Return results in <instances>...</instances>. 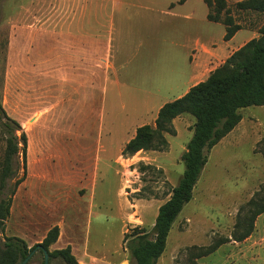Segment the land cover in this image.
<instances>
[{
  "label": "rangeland",
  "instance_id": "obj_1",
  "mask_svg": "<svg viewBox=\"0 0 264 264\" xmlns=\"http://www.w3.org/2000/svg\"><path fill=\"white\" fill-rule=\"evenodd\" d=\"M226 1L241 28L233 45L245 37L242 47L260 35L264 12ZM209 10L215 13L206 0H0V100L28 138L26 164L20 152L4 191L16 190L3 237L32 247L57 225L51 251L70 245L84 264H134L124 236L136 226L152 230L183 176L195 118L177 117L163 149H123L134 127L155 125L147 109L181 91L180 45L197 35L222 44L227 14L215 24ZM73 29L88 34L78 43L67 34ZM74 47L90 56V73L82 65L57 70V52L74 54ZM230 54L204 61L198 80ZM76 78L91 87L72 83ZM241 113L233 133L209 152L157 264H225L233 253L229 235L247 231L250 201L264 192V106ZM6 138L0 126V160ZM43 261L37 251L27 264Z\"/></svg>",
  "mask_w": 264,
  "mask_h": 264
},
{
  "label": "trees",
  "instance_id": "obj_2",
  "mask_svg": "<svg viewBox=\"0 0 264 264\" xmlns=\"http://www.w3.org/2000/svg\"><path fill=\"white\" fill-rule=\"evenodd\" d=\"M206 3L215 11L214 14L209 13L210 20L220 22L221 14L224 11L227 14L223 21L226 25L224 39L230 40L241 28L230 15L227 1L206 0ZM237 5L242 10L264 12V0H243ZM250 106H264V25L258 37L234 51L210 72L207 79L191 87L182 97L165 103L159 110L155 125L138 127L135 136L125 145L124 155L163 149L168 146L165 134L175 132L174 119L184 114L195 118L193 136L182 156L185 163L183 176L172 189L169 199L159 207L152 230L136 226L130 234L124 236L134 264H157L166 249L174 222L193 198V190L208 162L209 152L241 122V110ZM0 126L3 133L7 134L6 147L0 160V264H21L34 250L42 253L43 264L45 250L49 252L50 261L61 258L66 264H81L70 245L50 250L60 235L57 225L48 231L41 243L32 247L18 236H2L6 220L11 215L16 190H11L7 196L4 191L8 181L16 175L20 152L26 164L28 138L22 124L6 112L1 100ZM18 131H21L19 136ZM20 143L22 146H19ZM23 181L24 178L18 180L17 185ZM250 206L247 231L234 237L235 240L241 241L253 232L256 218L264 212V192L253 198Z\"/></svg>",
  "mask_w": 264,
  "mask_h": 264
},
{
  "label": "crops",
  "instance_id": "obj_3",
  "mask_svg": "<svg viewBox=\"0 0 264 264\" xmlns=\"http://www.w3.org/2000/svg\"><path fill=\"white\" fill-rule=\"evenodd\" d=\"M184 2H186V0H184L183 2L180 0V3L183 4ZM209 13L210 10L208 12V15ZM208 15H207V19L210 22L215 24H222L220 22H215L210 20L208 18ZM83 21H85V19H83ZM67 34L68 35L71 34L74 41L79 43L80 40L82 38H85L86 34L88 33H83V34L76 33L75 29H73L72 33H67ZM225 34H226V29L223 38ZM237 35L238 32L230 40L224 39L221 45H218V42L205 39L201 35H197L191 38L189 44H186V42H184L182 45H180L183 49H185L183 67L178 71L184 78L181 91L179 93H176L175 95H172V97H169V99L165 98L163 101L154 105L152 108L147 109L146 112L147 113L155 112L154 114L158 116L159 110L165 103L171 102L177 98L182 97L190 90L191 87H193L194 85H196L201 81H204L205 79L198 80L201 75L204 61H212V60L216 61L219 55L224 54L225 51L232 50L233 53L234 51L238 50L241 46L240 47L237 46L244 43L245 37L241 38L240 40L237 41L235 45H233V42L237 38ZM87 36H89V39L91 38L90 35ZM234 48H236V50H233ZM73 53L74 54H70V52L67 53L57 52L55 59L57 70L58 71H63L65 69L69 70L71 68H74L75 65L78 68H80L82 65V68L84 69L83 71L85 72V68H86V70L88 69L90 73V56L88 59V55L86 54L87 52L84 50V48L82 49L81 47H79L78 49H75L74 47ZM81 57H83L82 60ZM75 58H77L78 60H76ZM57 83H62V82L58 81ZM72 83L78 85L82 83V85L84 87H87L88 89L91 87L90 81L85 82V80H83L82 82L80 81L79 78H76ZM72 83H67V84H72ZM142 125H145V123H142L138 127ZM138 127H134L130 132L131 138L135 136ZM235 129L236 127L234 128V130ZM234 130H232L226 137H224L217 145L223 143V141H225L227 137L231 133H233ZM109 134H111V131L109 132ZM228 239L229 240L227 241L226 244L232 246L233 253L228 255L227 262L225 264H264V212L258 215V217L256 218L254 223V230L249 236L245 237L241 241L235 240L233 237H231V235H229ZM56 243L53 244L54 247ZM81 263L84 264L83 262Z\"/></svg>",
  "mask_w": 264,
  "mask_h": 264
},
{
  "label": "water",
  "instance_id": "obj_4",
  "mask_svg": "<svg viewBox=\"0 0 264 264\" xmlns=\"http://www.w3.org/2000/svg\"><path fill=\"white\" fill-rule=\"evenodd\" d=\"M35 252H36V250H34L21 264H27V262L33 256V254ZM44 254H45V264H50L49 252L47 250H45Z\"/></svg>",
  "mask_w": 264,
  "mask_h": 264
}]
</instances>
